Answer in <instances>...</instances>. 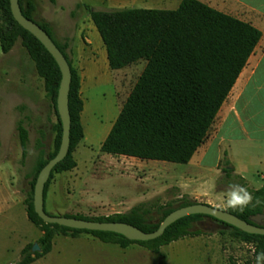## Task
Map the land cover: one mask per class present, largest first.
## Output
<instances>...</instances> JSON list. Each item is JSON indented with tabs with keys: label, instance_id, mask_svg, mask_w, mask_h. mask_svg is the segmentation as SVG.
Here are the masks:
<instances>
[{
	"label": "rangeland",
	"instance_id": "rangeland-1",
	"mask_svg": "<svg viewBox=\"0 0 264 264\" xmlns=\"http://www.w3.org/2000/svg\"><path fill=\"white\" fill-rule=\"evenodd\" d=\"M168 0H20L35 22L48 24L55 41H69L67 53L78 72L81 59L92 56L91 50L104 47L101 36L86 7L98 11L124 8H167ZM224 14L237 18L228 0H199ZM82 4L75 17L71 12ZM169 8V7H168ZM90 24L95 32L90 31ZM91 41V45L89 41ZM93 45V46H92ZM97 57L101 50L97 49ZM95 56V54L93 55ZM140 63L133 70L134 80ZM80 74V73H79ZM130 91H117L116 83L101 73L84 97L83 139L73 157L76 167L51 180L46 210L53 216L82 215L89 218L110 217L128 213L135 206L151 203L167 206L188 196L197 204L220 205L230 184H239L250 193L264 186V146L250 143L243 127L231 132L222 125L216 135L222 115L212 128L203 147L189 164L142 161L102 152L101 147L116 122ZM29 132L28 156L22 159L17 125L20 121ZM244 120V119H243ZM58 116L21 42L4 55L0 45V189L14 186L25 200L32 187L41 149L49 156L55 151ZM231 138L230 145L222 144ZM208 148L207 159L199 163L201 153ZM222 151L219 166L218 158ZM224 152L230 166L224 164ZM226 169L233 172L228 174ZM243 177L245 180H241ZM227 210L224 207H219ZM160 215L155 214L153 222ZM264 226V222L262 223ZM35 227V226H34ZM203 234L186 237L163 247L154 254L138 245L120 247L104 244L90 235L58 236L54 241V262L62 264H256V246L235 236L233 230L205 219L194 230ZM255 249V252L253 251ZM56 259V260H55Z\"/></svg>",
	"mask_w": 264,
	"mask_h": 264
},
{
	"label": "trees",
	"instance_id": "trees-1",
	"mask_svg": "<svg viewBox=\"0 0 264 264\" xmlns=\"http://www.w3.org/2000/svg\"><path fill=\"white\" fill-rule=\"evenodd\" d=\"M55 4L56 0H51ZM26 18L33 20L30 12L20 2ZM78 3L71 16L82 8ZM92 22L106 47L111 70H122L141 61L146 63L124 104L108 137L102 144V152L139 159L172 164H189L205 144L216 119L250 57L255 52L262 33L251 24L217 11L199 0H183L176 10L120 9L98 11L86 7ZM35 22V21H34ZM37 23L64 54L72 70L69 108L72 120L70 152L58 164L46 184V199L55 174L69 172L76 167L73 153L83 139L81 77L67 53L69 41L63 45L53 38L50 26ZM18 42L34 62L38 75L43 79L47 95L58 116L55 151L46 156L41 149L35 169L31 191L24 200L29 221L38 228L42 237L38 241L40 252L33 253V245L22 252L18 264H32L47 256L53 249L57 236L76 237L90 235L104 244L129 247L138 245L154 254L163 247L186 237L203 234L196 229L205 219L213 220L224 228L233 230L235 236L254 244L256 252L264 251V236L244 233L237 228L205 215L185 217L171 225L158 239L139 242L130 241L122 235L110 232L75 230L45 223L34 207V188L37 178L49 160L58 154L63 135L62 123L57 111V98L62 73L47 49L31 33L14 19L10 0H0V45L4 55L12 52ZM22 159L28 156L29 132L21 120L17 125ZM224 152V164L230 166ZM230 174L231 169H226ZM241 180H245L241 177ZM253 201L241 211L228 208L227 212L250 222L264 213V186L251 191ZM188 196L167 206L142 203L128 213L110 217L89 218L82 215H63L85 221L101 223H126L146 233L158 230L172 212L191 205ZM48 213V211L46 210ZM49 214V213H48ZM159 214L158 222H153ZM51 215V214H50Z\"/></svg>",
	"mask_w": 264,
	"mask_h": 264
},
{
	"label": "crops",
	"instance_id": "crops-1",
	"mask_svg": "<svg viewBox=\"0 0 264 264\" xmlns=\"http://www.w3.org/2000/svg\"><path fill=\"white\" fill-rule=\"evenodd\" d=\"M182 1L168 0L165 3L167 8L148 7L141 9L176 10ZM228 1L236 17L257 28L262 33V38L218 114L216 122L221 115L222 119L217 126L216 135L212 141L220 135L222 125L227 124L233 136L235 131L242 126L246 139L250 143L256 142L264 146V0ZM89 28L94 34V27L90 24ZM89 44H92L91 41H89ZM97 49L101 50V57H97L94 53ZM91 54L92 56L83 58L80 62V92L83 102L90 85L98 79L102 72L116 83L117 91L128 88L131 93L145 69V67L144 69L143 67L140 68L136 81H133L135 66L145 62L141 61L122 70L113 71L109 65L107 50L105 53L103 47L98 46L96 49L91 50ZM94 54L95 56H93ZM231 141V138H223L221 143L230 145ZM208 148L201 153L199 157L200 164H203L207 159ZM221 159L222 151H220L216 166H219ZM216 206L213 205V207ZM42 235L43 233L29 221L24 199L20 193L14 190V186L11 185L10 188L5 190L0 189V264L20 263L23 250L29 245L38 243ZM54 254L53 246L52 251L47 256L37 259L32 264H62L59 260L58 263L54 262Z\"/></svg>",
	"mask_w": 264,
	"mask_h": 264
},
{
	"label": "water",
	"instance_id": "water-1",
	"mask_svg": "<svg viewBox=\"0 0 264 264\" xmlns=\"http://www.w3.org/2000/svg\"><path fill=\"white\" fill-rule=\"evenodd\" d=\"M10 3L14 19L23 29L40 41L55 59L62 73V81L57 98V111L63 127L62 143L56 157L49 160L48 164L40 172L34 188L35 211L45 223L75 230L110 232L122 235L130 241L147 242L160 238L171 225L185 217L205 215L237 228L244 233L264 236V226L262 225L264 222V213L252 217L250 222H247L225 210L207 204H195L172 212L161 223L158 230L153 233L143 232L137 227L126 223H101L48 214L45 210L44 197L46 184L50 180L55 167L66 159L70 152L72 120L69 108V95L72 84V70L68 60L48 33L37 23L24 16L20 6V0H10ZM32 252H40L38 243L33 245Z\"/></svg>",
	"mask_w": 264,
	"mask_h": 264
},
{
	"label": "clouds",
	"instance_id": "clouds-1",
	"mask_svg": "<svg viewBox=\"0 0 264 264\" xmlns=\"http://www.w3.org/2000/svg\"><path fill=\"white\" fill-rule=\"evenodd\" d=\"M252 201V194L245 187L239 184H230L228 191L225 193L223 198V203L217 205L216 207H224L226 209L239 208L241 211H243V209L251 204ZM253 251L255 252L254 248ZM256 264H264V251L256 253Z\"/></svg>",
	"mask_w": 264,
	"mask_h": 264
}]
</instances>
